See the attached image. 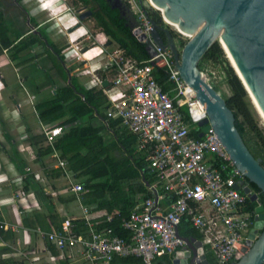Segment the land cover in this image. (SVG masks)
I'll list each match as a JSON object with an SVG mask.
<instances>
[{
	"label": "built area",
	"instance_id": "2783aa9c",
	"mask_svg": "<svg viewBox=\"0 0 264 264\" xmlns=\"http://www.w3.org/2000/svg\"><path fill=\"white\" fill-rule=\"evenodd\" d=\"M138 1L137 12L133 11L137 24L130 31L137 42L150 48L148 58L126 56L114 42L104 47V39L101 47L80 52L72 46L70 53L86 66L89 88L98 87L105 98L106 120L118 121L134 138L143 169L153 178L146 185L147 196L118 220L127 237L117 235L109 227L112 215H94V206L81 203L87 189L69 177L65 162L53 153L55 166L62 170L66 182L65 191L75 198L77 215L57 209L59 230L35 228L33 232L67 264H111L114 258L130 256L140 258L141 264H156L163 257L171 259L185 246L176 237L184 219L198 233L194 239L203 254H211L215 264L235 262L256 216L254 208L248 209V196L234 188L243 177L210 127L197 138L206 113L174 69L169 50H162L151 39L149 19ZM94 48L100 51L95 61L80 58ZM108 48L112 50L104 53ZM156 69L164 73L165 90L154 78ZM102 80L107 82L105 87L100 86ZM42 134L51 145L61 135V128H43ZM15 229L0 220V231ZM35 260L31 258L28 264H39Z\"/></svg>",
	"mask_w": 264,
	"mask_h": 264
},
{
	"label": "trees",
	"instance_id": "16d2710c",
	"mask_svg": "<svg viewBox=\"0 0 264 264\" xmlns=\"http://www.w3.org/2000/svg\"><path fill=\"white\" fill-rule=\"evenodd\" d=\"M144 10L149 18L158 25H163L157 12L150 8ZM106 16L107 20L101 16L96 17L97 25L101 27L102 32L117 44L126 56L136 60L148 58L145 45L135 40L130 31L131 27H124L113 13L106 14ZM173 37H176L175 34ZM7 45V42H1L2 47ZM49 60L55 73L64 82V86L55 91L51 100L37 103L34 106L36 117L39 122L43 123L65 114L67 118L58 125L66 128L52 146L45 148L41 146L44 141L42 135L27 139L29 145L34 149L35 161L44 165L41 162L44 154H49L52 150L59 151L61 157L66 160V171L74 181H78L83 188L87 189V193L81 197V203L94 206L93 213L100 212L102 213L101 216L112 215L113 220L109 227L117 235L127 237V233L119 228L118 220L121 216H125L136 202L147 196L146 185L150 184L153 178L143 169L140 154L138 155L132 150L134 138L131 135H126L122 129L119 134L114 130L115 142L106 146L103 145L99 128H92L89 124L80 122L84 117L93 113L102 118L103 121L106 120L100 111V109H106L105 98L101 91L95 88L84 89L79 85L75 76H70L67 82L68 71L52 56H49ZM59 61L63 63L62 58ZM216 66H221L223 69L224 82L230 93L228 97H223V99L233 114L234 126L249 152L254 158H260V165L264 168V138L260 135V131L245 105L246 93L232 70L225 64L222 54L214 43L199 60L197 67L202 72L206 82L218 91L217 86L208 80L209 70ZM154 78L158 84L162 85L163 90L167 89V85L164 84V73L161 70L156 69L154 71ZM73 123L75 125H72ZM117 125L118 121L108 120V127L114 128ZM247 135L252 139L253 146L246 141L245 136ZM115 150H120L123 156L115 158L112 155ZM6 155L16 167L21 166L22 160L17 152L13 150L12 154L6 152ZM51 175V177L57 178L61 175V171H52ZM251 188L255 192L259 191L253 184H251ZM30 189L44 214H35L32 224L24 221L23 225L32 228L38 226L47 232L59 230L60 222L57 218L56 205L72 204L75 201L74 196L62 195L65 187L52 186L51 189L56 194L52 200L50 195L43 191L42 186L33 180L32 176L25 177L23 180V190ZM259 204L264 209V195L260 192ZM255 205L251 202L247 204L248 209L254 208ZM177 230L178 234L184 238L199 237L198 233L189 227L184 219L181 220ZM0 233L2 232L0 231ZM50 251L55 254L52 246H50ZM1 252L0 264H26L23 261L13 260L14 252L6 247L1 248ZM206 258L209 264H215L211 254H206ZM168 260L167 257H163L161 262L158 259L156 264H168ZM111 264H141V260L134 256L114 258Z\"/></svg>",
	"mask_w": 264,
	"mask_h": 264
},
{
	"label": "water",
	"instance_id": "95a60500",
	"mask_svg": "<svg viewBox=\"0 0 264 264\" xmlns=\"http://www.w3.org/2000/svg\"><path fill=\"white\" fill-rule=\"evenodd\" d=\"M161 12L158 25L149 18L150 36L156 46L171 54L174 69L182 81L193 91L206 113L197 138L210 127L234 167L245 179L235 189L255 203L252 228L249 230L241 256L229 264H263L264 262V209L249 190L253 184L264 195V168L260 158H254L234 126V117L220 93L204 79L197 63L216 43L220 53L240 83L264 123V0H150ZM139 6L142 8L140 0ZM150 7V6H149ZM145 14L146 11L144 10ZM147 15V14H146ZM173 23L189 36L178 48L174 31L164 22ZM180 35L178 32H175ZM162 37H161V35ZM141 39V38H139ZM106 45V44H105ZM148 56L151 54L147 46ZM85 51L82 48L80 52ZM69 80V77H68ZM106 80L100 86L105 87ZM176 237L185 246L174 253L168 264H209L202 248L194 238Z\"/></svg>",
	"mask_w": 264,
	"mask_h": 264
},
{
	"label": "crops",
	"instance_id": "0c3cea01",
	"mask_svg": "<svg viewBox=\"0 0 264 264\" xmlns=\"http://www.w3.org/2000/svg\"><path fill=\"white\" fill-rule=\"evenodd\" d=\"M50 13H55L53 10H49ZM47 12V11H46ZM48 13V12H47ZM50 14V16L52 15ZM52 17V16H51ZM53 19V18H51ZM58 24V23H57ZM64 38V36H63ZM69 43L72 41L69 40ZM102 42V41H101ZM87 55V54H85ZM81 58V57H80ZM76 63V62H75ZM63 68L68 71V77L75 76L73 73L75 71L68 69V67L64 66ZM83 69L87 72L86 66H83ZM52 73L57 76L59 81H53L52 79ZM88 77L89 73L87 72ZM102 76V74H99ZM67 77V82L69 81ZM77 81L79 85H81L84 89H92L91 87V79L89 82L85 81L77 76ZM64 86V82L61 78L58 77V75L55 73L54 70L50 68V60L44 59V91L45 89H49V93L46 92L44 94V102L51 100L54 96V93L57 89ZM96 90H100L98 87H93ZM105 109H101V113L104 115ZM90 116V117H89ZM67 118V115H62L60 117H56L54 119H50L48 121L39 122L36 118L37 125H35V129L31 130L28 134V136H25L24 138H21L24 140H20L21 138H17L18 142H15L14 140H11V144H13L12 148L15 152H17L20 159L24 160V167L18 166L10 161L6 155V152H9L12 154V150L10 149V146L8 144V148L6 147V152L0 147V220L4 221L7 224L14 225L15 230H7V231H1L0 233V257L2 255L1 248L6 247L10 249L12 252H14L13 260L16 261H23L26 264L28 262H31V258H37L35 262H39V264H45L51 263V264H67L66 261L61 259L59 256V253L54 249L55 254L51 253L50 246L44 241L43 238L37 236L34 234L33 230L36 227H27L23 225L24 221H27L29 224L33 223L35 214H44L42 209L38 206L37 201L35 199V195L33 191L30 190H23V180L25 177L32 176L33 180L40 184L42 186L43 191L45 192L46 187L54 192L51 187H65L66 182L63 180L61 175L59 177L54 178L51 177L52 171L62 170L60 168H57L55 166V158L52 157V154L55 153L56 157L66 163V160L61 157V154L59 151L52 150L49 154H44V157H42V160L44 158V165H39L36 159L32 158L31 160L28 158V156L31 153V151H34V149L29 145L27 139L30 137H38L43 136L42 129L44 128H50V127H59L61 128V134L63 130L66 127H61L58 124L61 121H64ZM82 124H89L92 128H99L100 129V136L103 141V145H110L115 142V135L114 130L117 131V134H119L122 130L119 127V125L115 126L114 128L108 127V120L103 121L102 118L95 115V113L88 115L84 117L81 121ZM72 125H75L73 123ZM121 130V131H120ZM124 131V130H123ZM124 133V132H122ZM126 135H129L126 133ZM44 138V136H43ZM56 139H54L53 143L56 142ZM52 143V144H53ZM44 145V148L46 146H52L47 144L44 141L42 142ZM43 145H41L43 147ZM30 151V152H29ZM65 165V170H66ZM67 172V171H66ZM68 173V172H67ZM69 177L73 180L72 176L68 173ZM74 181V180H73ZM78 182V181H74ZM47 190V189H46ZM48 191V190H47ZM55 193V192H54ZM51 195V194H50ZM62 195H71L64 191ZM52 196V195H51ZM34 205L38 207V210L31 209ZM61 209H64L66 214L70 215H77V211L75 210L74 203L68 204V205H59ZM92 206V205H91ZM59 208V209H60ZM94 215H101L100 212L93 213ZM57 218L60 221V215L57 214ZM40 229V228H39ZM42 230V229H41ZM44 231V230H42ZM161 259H159V262ZM163 262V261H162Z\"/></svg>",
	"mask_w": 264,
	"mask_h": 264
},
{
	"label": "rangeland",
	"instance_id": "374dc122",
	"mask_svg": "<svg viewBox=\"0 0 264 264\" xmlns=\"http://www.w3.org/2000/svg\"><path fill=\"white\" fill-rule=\"evenodd\" d=\"M25 1L30 4L29 8L31 9L32 13H39L43 20H47L46 23L50 26V28H53V22H55L56 30H63L64 32V27L67 28L71 24L75 23L70 10V0H38V3L35 0ZM40 1L44 3L45 6L43 5V7H41L40 5H38ZM128 1H130L128 7L131 20L133 21L134 19L137 23V17L133 13V11L137 12V9L135 8L137 0ZM140 1L144 9L150 8L152 11H154L152 7H149L150 5L147 0ZM47 6L48 9L50 8L51 11L53 10L55 12L53 13L55 15V19L51 17L50 14H48L49 12L46 13L45 10H48L46 9ZM42 11H44V13ZM85 24L86 25L84 27L79 28L70 35H75L74 40L76 41L77 39L83 38L86 35L91 34L90 40L84 41L83 44H90L88 46L89 48L95 46L101 47L100 42L103 40L104 37L101 31L94 28H92L93 30H90L91 28L89 29L87 27L90 26V23L86 22ZM173 33L176 36L174 37L176 45L178 46V48H180L185 43L187 38H184L175 32ZM77 34H80V36ZM70 35L64 37L67 42H69L68 38L71 37ZM65 39H63L62 42L66 43ZM92 43L94 44L91 45ZM68 44L75 45L74 43ZM98 49L99 48H94V51L90 50L85 53L87 55L84 54V60H94L93 58H97V54L99 52ZM111 50L112 48H108L106 51L104 50V53L110 52ZM89 54H91L93 57L89 58ZM222 58L225 61L223 56ZM62 59L64 66L68 67V69L75 71L73 75L81 78V80L83 79L84 82H89L90 78L88 77L87 72L83 69L84 64L76 62L74 60V57L71 55L70 51H65L64 53H62ZM100 62L103 63L104 61L102 60ZM97 63L98 62H96V64ZM39 64L40 68L44 70V61L39 62ZM225 64L228 66L226 61ZM12 66L13 61L11 58L0 56V147L5 151L6 147L8 148L9 144L10 149L12 150L11 152H13L12 146L14 144H11V140L18 142L17 138H21V136L22 138H24L25 136H28L31 130L35 129L34 127L35 125H37V121L35 119L37 117L34 106L37 103L44 102V94L46 92L49 93L50 91V87L49 89H45L44 91V73L41 70H36L34 65L20 72L17 71L18 69H13ZM222 70L223 69H221V66L212 67L209 70L208 80L217 86V90L222 97H228L230 93L225 85ZM52 76L53 81H59L55 74L52 73ZM244 101L249 113L251 114L252 120L256 123V126L260 131V135H262L264 138V128L261 124L259 117H257L258 115H256L255 111L253 110L247 95H245ZM22 138L20 139L21 141L23 140ZM245 139L248 144L252 145V139L249 135L245 136ZM41 145L43 144L41 143ZM132 150L135 151L134 144L132 145ZM31 153L32 154L28 156L30 160L32 158H35V152L31 151ZM112 155L115 158H120L121 156H123L120 150L113 151ZM41 162L42 164H44V158ZM21 165L22 167H24V160L23 162H21ZM39 165L41 166V163ZM46 189L45 193L49 195L51 194L52 196L50 195V197L52 198V200H54L56 194L50 191L47 187ZM59 208L60 206L56 205V210ZM31 209L38 210V207L34 205ZM45 263L46 262H44V264Z\"/></svg>",
	"mask_w": 264,
	"mask_h": 264
},
{
	"label": "flooded vegetation",
	"instance_id": "af4514ba",
	"mask_svg": "<svg viewBox=\"0 0 264 264\" xmlns=\"http://www.w3.org/2000/svg\"><path fill=\"white\" fill-rule=\"evenodd\" d=\"M35 1L38 3V0ZM29 5L25 0H0V56L11 58L13 69H18L19 72L34 65L36 70H41L44 73L39 62H43L44 59L49 60V56L58 60L63 67V63L59 61L62 58V53L70 51L72 46L82 49L90 45L83 44V42L90 40L91 34L76 41L74 40L75 35H70L84 27L86 22L90 23V26H87L89 29L91 28L90 30L94 28L101 31L106 43L104 47L108 46V43L113 41L97 25V16L107 20L106 14L113 13L124 27L130 26V30L137 24L134 19L131 20L127 0H70V10L75 23L67 28L64 27V32L56 30L55 22H53V28H50L46 23L47 20H43L39 13H32ZM137 5L139 6L138 3ZM42 12L44 13V11ZM68 35L71 36L69 37L70 41H75V45H69V42L63 38ZM77 35L80 36V34ZM63 39L66 43L62 42ZM3 41L8 43L6 47L1 46ZM50 68L53 70L51 62ZM242 180L245 181L244 178ZM247 186L256 195L259 202V191L255 192L251 188V183H247Z\"/></svg>",
	"mask_w": 264,
	"mask_h": 264
},
{
	"label": "bare ground",
	"instance_id": "6f19581e",
	"mask_svg": "<svg viewBox=\"0 0 264 264\" xmlns=\"http://www.w3.org/2000/svg\"><path fill=\"white\" fill-rule=\"evenodd\" d=\"M148 1V3H149V5H150V7H152L154 10L156 9V11H158V12H161V9H159V8H157L152 2H150V0H147ZM41 1H40V5H41ZM43 5L45 6V4L44 3H42V5H41V7H43ZM46 9H48V6L46 7ZM50 8L48 9V10H45V11H47V12H49L50 13ZM46 12V13H47ZM48 13V14H49ZM52 13V12H51ZM50 13V14H51ZM53 18L55 17V15L52 13V15H51ZM55 19V18H54ZM164 22L174 31V32H178L182 37H184V38H189V36L188 35H186V34H183L182 32H180L178 29H177V27L173 24V23H170V22H168V21H166V20H164ZM72 43H74V42H72ZM100 52V51H99ZM98 52V53H99ZM80 57L82 58V60H84V54L83 55H80ZM98 58V57H97ZM95 61V60H94ZM93 62V61H92ZM251 102V101H250ZM251 105H252V103H251ZM252 107L254 108V106L252 105ZM254 110H255V108H254ZM255 112H256V114L258 115V113H257V111L255 110ZM258 117H259V119H260V121H261V124H262V126H263V128H264V123H263V121H262V119L260 118V116L258 115Z\"/></svg>",
	"mask_w": 264,
	"mask_h": 264
}]
</instances>
